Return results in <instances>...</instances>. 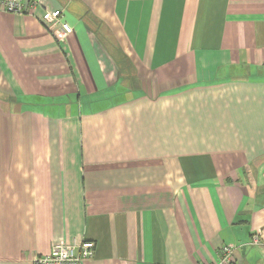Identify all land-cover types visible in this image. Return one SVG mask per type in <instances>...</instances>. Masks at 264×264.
Returning <instances> with one entry per match:
<instances>
[{"label":"crops","instance_id":"1","mask_svg":"<svg viewBox=\"0 0 264 264\" xmlns=\"http://www.w3.org/2000/svg\"><path fill=\"white\" fill-rule=\"evenodd\" d=\"M39 1L0 9V264H264V0Z\"/></svg>","mask_w":264,"mask_h":264},{"label":"built area","instance_id":"2","mask_svg":"<svg viewBox=\"0 0 264 264\" xmlns=\"http://www.w3.org/2000/svg\"><path fill=\"white\" fill-rule=\"evenodd\" d=\"M39 0H0V9L9 13H34V9L39 5ZM42 21L52 28L58 42H63L72 32V26L64 19L62 9H44L41 14ZM248 245L260 246L264 244V231L259 230L252 232ZM94 242L84 240L78 244H68L57 242L51 246L48 253L37 255L33 259V264H80L83 258L92 256ZM235 245L230 243L221 245L216 261L209 264H230Z\"/></svg>","mask_w":264,"mask_h":264}]
</instances>
